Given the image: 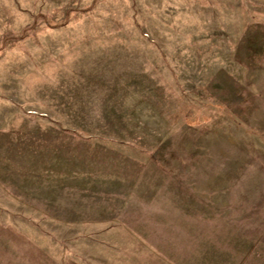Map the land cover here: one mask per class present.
Masks as SVG:
<instances>
[{"label": "rangeland", "instance_id": "374dc122", "mask_svg": "<svg viewBox=\"0 0 264 264\" xmlns=\"http://www.w3.org/2000/svg\"><path fill=\"white\" fill-rule=\"evenodd\" d=\"M0 264H264V0H0Z\"/></svg>", "mask_w": 264, "mask_h": 264}]
</instances>
